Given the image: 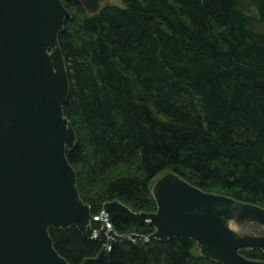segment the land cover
I'll use <instances>...</instances> for the list:
<instances>
[{
  "label": "trees",
  "instance_id": "obj_1",
  "mask_svg": "<svg viewBox=\"0 0 264 264\" xmlns=\"http://www.w3.org/2000/svg\"><path fill=\"white\" fill-rule=\"evenodd\" d=\"M120 1L92 14L63 0L71 11L59 35L71 83L64 110L77 132L68 157L92 213L111 200L156 210L151 182L167 169L264 206V0ZM113 225L155 230L120 217ZM51 234L72 264L102 248L75 225ZM243 253L264 259L261 249ZM110 264L221 263L177 236L119 242Z\"/></svg>",
  "mask_w": 264,
  "mask_h": 264
},
{
  "label": "water",
  "instance_id": "obj_2",
  "mask_svg": "<svg viewBox=\"0 0 264 264\" xmlns=\"http://www.w3.org/2000/svg\"><path fill=\"white\" fill-rule=\"evenodd\" d=\"M79 1L95 14L107 0ZM69 16L63 0H0V264H72L51 228L73 225L103 242L78 264H110L119 242L177 236L192 238L201 255L221 264H264L241 253L264 252V207L206 191L173 169L151 182L157 210L111 200L92 213L68 157L77 132L64 110L71 83L59 35ZM117 217L155 230L121 233Z\"/></svg>",
  "mask_w": 264,
  "mask_h": 264
},
{
  "label": "bare ground",
  "instance_id": "obj_3",
  "mask_svg": "<svg viewBox=\"0 0 264 264\" xmlns=\"http://www.w3.org/2000/svg\"><path fill=\"white\" fill-rule=\"evenodd\" d=\"M156 200V199H155ZM261 205V204H260ZM263 206V205H262ZM264 207V206H263ZM132 208V207H131ZM133 209V208H132ZM133 210H135V209H133ZM157 210V209H156ZM135 211H137V210H135ZM137 224V223H136ZM138 225H140V226H144V225H141V224H138ZM94 226V225H93ZM95 227V226H94ZM252 228H254V229H256L254 226L252 227ZM136 233V232H135ZM137 233H140V232H137ZM152 233V232H151ZM144 234H146V233H144ZM190 238V237H189ZM192 239V238H191ZM101 243H102V247H103V242L101 241ZM246 249H251V248H246ZM258 249V248H257ZM243 250H245V249H242L241 250V253L243 254V255H245L246 257H248V258H253V257H250V256H247L245 253H243ZM200 254V253H199ZM203 256V255H202ZM205 257V256H204ZM258 259H260V258H258ZM264 260V259H263Z\"/></svg>",
  "mask_w": 264,
  "mask_h": 264
},
{
  "label": "rangeland",
  "instance_id": "obj_4",
  "mask_svg": "<svg viewBox=\"0 0 264 264\" xmlns=\"http://www.w3.org/2000/svg\"><path fill=\"white\" fill-rule=\"evenodd\" d=\"M111 2H115V3H121V1L120 0H110ZM117 230V229H116ZM118 231V230H117ZM256 232H258L257 230H255Z\"/></svg>",
  "mask_w": 264,
  "mask_h": 264
}]
</instances>
